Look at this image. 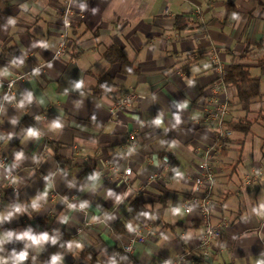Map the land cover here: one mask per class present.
<instances>
[{"label": "crops", "instance_id": "0c3cea01", "mask_svg": "<svg viewBox=\"0 0 264 264\" xmlns=\"http://www.w3.org/2000/svg\"><path fill=\"white\" fill-rule=\"evenodd\" d=\"M64 2L0 0V264H163L184 252L189 264H264V186L243 184L264 154L231 161L244 145L235 131L215 155L213 219L228 224L206 260L203 222L183 207L215 139L202 119L217 78L212 50L226 69L245 64L261 80L253 106L264 114V0H77L67 52L56 56ZM112 44L139 73L122 75L108 63L103 53ZM105 73L115 77L111 92H134L118 114L114 97L92 91ZM21 74L8 90L5 82ZM241 112L232 104L227 121ZM52 141L70 160L66 169ZM164 154L176 162L175 176ZM136 198L150 209L140 221L129 211ZM117 220L145 236L131 252L129 237L113 230ZM49 233L70 239L61 244Z\"/></svg>", "mask_w": 264, "mask_h": 264}, {"label": "built area", "instance_id": "2783aa9c", "mask_svg": "<svg viewBox=\"0 0 264 264\" xmlns=\"http://www.w3.org/2000/svg\"><path fill=\"white\" fill-rule=\"evenodd\" d=\"M201 15L200 8L196 11ZM60 16L62 19L63 30L61 33V40L56 50V56H60L67 52L69 45V30L73 25V21L77 16V0H65L64 5L60 8ZM210 62L213 65L216 73V80L211 84L210 94L204 106V114L202 119L215 129V139L211 147H209L202 155L201 162L198 166V173L193 181L196 187V193L188 195L183 200V207L187 213L196 212L204 225V232L200 240L201 258L206 260L210 255L212 246L216 241L223 238L224 230L228 224L225 218L213 219V203H214V187L216 182V172L214 167V160L216 153H220L225 149L228 140L233 136L234 130L226 124L227 117L230 114L231 102L229 96V88L225 82V75L227 69L220 60L216 50H212L210 55ZM26 75L21 74L13 77L5 82L8 90H11L15 82L24 78ZM134 98L133 91H127L125 94L115 99L112 103L111 111L118 114L121 110L131 105ZM130 149L136 148L138 139L134 134L129 135ZM4 160H0L3 164ZM165 166H171L174 162L171 155L166 154L163 156ZM118 171V168H113ZM132 167H126L123 170L122 177L125 182L129 183L132 174ZM8 173L7 176H10ZM254 182H260L264 186V165L253 166L243 179L244 185H251ZM17 190V187H13ZM145 236L138 229L135 230L134 235L128 238L124 244V250L131 252L135 241L144 240ZM163 264H189V255L187 252L180 254L176 259L167 260Z\"/></svg>", "mask_w": 264, "mask_h": 264}, {"label": "trees", "instance_id": "16d2710c", "mask_svg": "<svg viewBox=\"0 0 264 264\" xmlns=\"http://www.w3.org/2000/svg\"><path fill=\"white\" fill-rule=\"evenodd\" d=\"M177 26L178 28H181L180 23H178ZM103 57L111 66L117 65L119 67V73L122 75H129L133 73L137 74L140 72V68L136 65L135 61L129 59L124 50L116 44L110 45L103 53ZM224 78L228 88H232L234 90V99L230 100L231 106L232 104L237 105L239 106V109L246 113L252 111L253 104L260 101L261 80L251 74L250 69L247 65L234 62L231 63L227 68V72ZM114 85H116L115 77L110 73H105L99 76L98 84L92 88V91L99 96L110 95L114 97V99L119 98L127 92L123 88H120L114 93L111 92L110 89ZM117 93H119L120 95L115 96ZM260 116H262L264 119L262 110H260ZM226 124L235 132L248 133L252 130L253 120L249 119L247 116H244L240 117L239 119H235L232 122L226 121ZM230 140L231 138L228 141ZM50 146L53 150L54 156L59 161L61 167L63 169L69 167L71 165V162L67 157L63 156L60 153L61 146L54 141L50 142ZM226 149L227 148H225L222 152H224ZM171 166V176H175L176 162L174 161ZM82 176L90 177L91 174L86 170L82 173ZM129 211L135 217L136 221H140L141 219H146L148 217L150 209L145 205L144 201L136 198L130 203ZM112 227L115 232L126 235L127 237H131L134 235L133 230L121 220L115 221ZM49 236L57 240L61 244H64L70 239L68 235H65L63 233H49ZM117 251L123 252L120 249H118ZM84 253L88 254V250H85Z\"/></svg>", "mask_w": 264, "mask_h": 264}, {"label": "rangeland", "instance_id": "374dc122", "mask_svg": "<svg viewBox=\"0 0 264 264\" xmlns=\"http://www.w3.org/2000/svg\"><path fill=\"white\" fill-rule=\"evenodd\" d=\"M253 108L254 110L247 114L245 112L240 113V115H247L249 119L253 120V125L252 130L248 133L236 132L234 134L236 139L244 138V145L242 151L239 150L242 147L240 144L233 148L230 153L231 161L237 160L241 156L244 160L249 159L250 161H254L261 158L264 154V119L260 116V105L256 104Z\"/></svg>", "mask_w": 264, "mask_h": 264}]
</instances>
